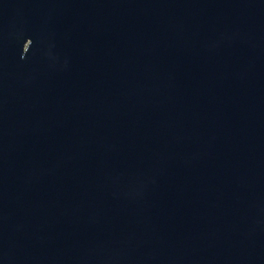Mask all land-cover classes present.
I'll return each mask as SVG.
<instances>
[{
  "label": "water",
  "instance_id": "95a60500",
  "mask_svg": "<svg viewBox=\"0 0 264 264\" xmlns=\"http://www.w3.org/2000/svg\"><path fill=\"white\" fill-rule=\"evenodd\" d=\"M0 264H264V0H0Z\"/></svg>",
  "mask_w": 264,
  "mask_h": 264
}]
</instances>
